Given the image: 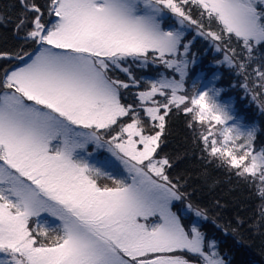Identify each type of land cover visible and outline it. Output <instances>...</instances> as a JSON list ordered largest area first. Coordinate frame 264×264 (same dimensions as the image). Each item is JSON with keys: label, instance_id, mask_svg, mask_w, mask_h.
Segmentation results:
<instances>
[{"label": "snow or ice", "instance_id": "obj_1", "mask_svg": "<svg viewBox=\"0 0 264 264\" xmlns=\"http://www.w3.org/2000/svg\"><path fill=\"white\" fill-rule=\"evenodd\" d=\"M19 4L22 46L0 50V264H225L173 210L189 195L170 174L164 136L170 115L186 116L201 158L264 200L255 129L212 81L185 88L195 63L185 33L195 32L264 97V0ZM133 65L174 71L142 87ZM130 86L135 104L123 102Z\"/></svg>", "mask_w": 264, "mask_h": 264}, {"label": "trees", "instance_id": "obj_2", "mask_svg": "<svg viewBox=\"0 0 264 264\" xmlns=\"http://www.w3.org/2000/svg\"><path fill=\"white\" fill-rule=\"evenodd\" d=\"M36 2L43 4L44 0ZM20 15L22 9L19 0H0V16L5 17L0 24V50L13 51L22 46L14 30ZM185 41H193L203 48L209 44L195 32H187ZM210 49H214L211 44ZM218 54L215 55L217 60L222 61L221 54ZM218 68L221 70L220 83L224 94L234 93L238 111L244 114L246 120L258 121L255 148H264V97L256 95L250 86L248 90L244 88L245 80L238 70L226 65ZM143 74L140 71L137 76L142 81V87L147 82ZM117 75L123 78L121 73ZM139 90L136 86L126 89L123 102L135 104ZM187 120L182 114L170 115L163 143V153L169 155L173 162L170 174L180 179L182 190L189 195V199L183 203L176 202L175 211L186 224H191L193 214L184 215L181 209L191 203L205 210L207 219H200L199 227L209 240L216 242L225 264H264V217L261 215L264 213V200L259 198L258 190L251 184L217 168L215 164H207L201 158L195 136L187 127Z\"/></svg>", "mask_w": 264, "mask_h": 264}, {"label": "rangeland", "instance_id": "obj_3", "mask_svg": "<svg viewBox=\"0 0 264 264\" xmlns=\"http://www.w3.org/2000/svg\"><path fill=\"white\" fill-rule=\"evenodd\" d=\"M174 23V21L168 17L165 18L164 21V27L166 28V30H169L170 25H172ZM187 34V32L185 33V35ZM185 43L189 44V53L190 59H194L195 63L190 64L189 67V75L186 79L185 82V88L187 90V94L191 95L193 94V87H192V83L193 81H200V83H197L196 88L199 89L201 84L205 81H212L216 87L222 89V93H221V99L224 101H230L234 110V114L239 117L242 118V121L244 124L248 125L249 127H252L255 129V136L257 134L258 128H259V123L258 121H251V120H246V117L244 116V114L238 111V107H237V97L234 93L229 94V95H225L224 94V89L222 88L221 85V70L218 68H221V61L217 60V56L215 55H219L218 52L215 49H210V43L208 44L207 48H203L201 46H196L193 41H185ZM22 45V44H21ZM28 51H30L31 49H26ZM212 51L211 53H208ZM214 57V59H213ZM222 58V56H221ZM4 61H0V64H2ZM218 66V67H217ZM131 71L133 76L137 79L138 73L140 71L144 72L143 75V79L149 81L153 78H155L158 74H172L174 70L172 69H166L164 68L162 65L160 66H143V65H133L131 67ZM120 74V73H118ZM123 75V76H122ZM121 76L123 78H120L122 80H125L126 82L128 81V77L124 74L121 73ZM175 76L177 78H179V73H175ZM224 81V79H223ZM132 86H130L129 88H131ZM124 93H126V90H123ZM128 92V91H127ZM263 147H258L256 148L257 150L262 149ZM97 158H102V154H98ZM105 183H110V181H103ZM175 211V209H173ZM181 213H183L184 215H189L190 213L193 214L192 212H189L186 208V205L181 209ZM194 216V214H193ZM199 220L200 218H197L194 216V219L192 221L195 222L197 224V226L199 227Z\"/></svg>", "mask_w": 264, "mask_h": 264}, {"label": "bare ground", "instance_id": "obj_4", "mask_svg": "<svg viewBox=\"0 0 264 264\" xmlns=\"http://www.w3.org/2000/svg\"><path fill=\"white\" fill-rule=\"evenodd\" d=\"M144 75V74H143Z\"/></svg>", "mask_w": 264, "mask_h": 264}]
</instances>
